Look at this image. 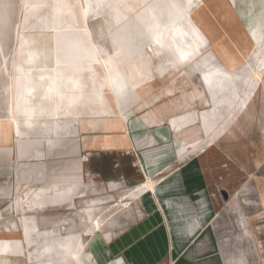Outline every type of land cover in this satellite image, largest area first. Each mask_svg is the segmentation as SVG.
Listing matches in <instances>:
<instances>
[{"label": "crops", "instance_id": "obj_1", "mask_svg": "<svg viewBox=\"0 0 264 264\" xmlns=\"http://www.w3.org/2000/svg\"><path fill=\"white\" fill-rule=\"evenodd\" d=\"M186 2L192 4V11L180 23L187 32L184 36L174 31L172 37L163 27L183 15L180 8ZM24 5V31L18 32L15 56L10 62L9 112L0 115V142H11L16 136L17 140L50 138L40 163L28 160L26 151L25 160L18 159L16 164L25 175L24 183L15 182L16 188L25 186L26 193L15 196L13 212L22 214L25 210L22 222L27 234L37 229L36 221L28 215L36 207L44 210L71 206L77 200L92 201L99 185H135L137 190L123 193V201L127 200V207L134 202L128 200L131 196L136 200L144 192L146 208L140 209L143 217L125 224L129 211H123L121 234L111 240L104 236L105 244L111 242L113 253H121L118 264L249 263L246 253L237 256L229 252L230 241L218 236L215 221L222 214V201L203 166L201 176L187 169L184 179L170 174L156 181L166 161L158 144H151L149 137L155 133H140L133 138L124 132L109 134L101 139V145L98 137L70 143L53 139L73 134L81 120L95 126L100 120L119 118L124 126L125 111L120 100L126 102L132 96L138 97L139 106L146 107V122L170 120L186 145L198 139L201 127L211 128V135L215 133L211 145L245 130L241 118L259 117L252 106L261 91L264 99V78L258 80L255 91L257 82L251 78L253 87L245 96L239 89L241 80L232 73L264 43V0H30ZM113 6L120 15L116 14L110 30L123 38L125 45L115 55H104L86 16L95 10L109 21L106 12ZM241 36L248 44L238 41ZM176 41L186 48L192 41L197 49L184 58L179 55ZM161 48L170 53L165 61L157 60ZM195 67L200 68L199 76L211 91L213 104L189 75ZM154 69L166 82L164 87L148 90L146 85L157 80ZM260 70L263 72L264 67ZM191 83L192 91H184V85ZM201 106L207 109L203 121L191 123ZM132 139H138L140 146ZM255 161L261 163L263 157ZM79 215L89 222L79 225L78 231H89V237L99 239L103 237L101 231L117 229L109 220L98 226L96 209L80 210ZM252 222L264 264L263 238L258 229L259 224L264 226V211ZM12 240L0 238V248ZM89 244L83 235L75 233L54 243V248L64 261L82 264L83 254L93 257L88 253ZM5 259L9 254L0 252V261Z\"/></svg>", "mask_w": 264, "mask_h": 264}, {"label": "rangeland", "instance_id": "obj_2", "mask_svg": "<svg viewBox=\"0 0 264 264\" xmlns=\"http://www.w3.org/2000/svg\"><path fill=\"white\" fill-rule=\"evenodd\" d=\"M23 2L28 5L30 0H0V115L9 112V92L12 86L10 62L15 56L18 32L19 30L24 31L26 6ZM116 14L120 15L113 6L106 12L109 21H105L102 15L96 14L95 10H91L87 15L93 36L104 55H115L125 45L123 38L117 37L110 30V27L112 28L114 25L112 22ZM243 37H239L238 41L242 45L248 44V40ZM258 50L259 57L264 60V43L258 47ZM160 53L161 56L157 57L158 61L170 58L168 50L161 48ZM209 61L211 62V60ZM241 62L242 67L232 74L236 75L237 80H241L239 84V89L242 90L241 94L248 96L253 87L251 78L257 82L254 91L259 84L256 74H253L254 69H257L263 78L264 71L261 72L258 67V64H262V62H258L253 54ZM154 72H156L157 80L146 85L148 90L159 89L165 85L166 81L162 79L163 75L158 70L154 69ZM200 72V68H191L189 75H192L193 83L213 104L211 91L199 76ZM193 83L188 86L184 85V91L191 92ZM183 89L179 87L180 91ZM198 94L200 95L201 92L198 91ZM166 95H169V92ZM262 97L263 92L261 91L252 106L253 112L258 113L257 119L241 118L245 130L220 139L212 145L210 139L215 136V133L211 135L213 131L209 127L198 129V139L186 145L173 128L170 120L156 123L146 122L143 116L146 107L139 106L138 97L133 96L126 102L120 100L125 111L124 126L117 120L119 118H113V121L110 119L100 120L95 126L88 120H81L77 128H73V134L59 138L55 136L53 140L70 143L74 139L84 141L88 137L95 139L98 137L101 145L103 143L101 139L109 134L121 135L124 132L133 138L140 133L148 135L151 132L155 133L156 137H149L152 139L151 144H158L157 149H161L160 152L165 156L166 161L161 167V171L156 174V181L170 174L184 179L187 169L195 176H201L203 175L201 166H203L204 172L211 179L217 197L222 201L220 202L222 214L217 216L215 221V229L219 238L230 241V244L228 243L230 245L229 252L235 253L237 256L246 253L249 257L247 264H262L257 249V237L253 236L255 228L252 222L253 217H259L264 211V99ZM202 107L204 106L196 110L194 113L196 116L190 121L191 123L203 121V112L207 109ZM49 139L47 136L41 138L34 136L31 139L17 140L16 136L11 142H0V238L13 239L5 245L4 249L0 248L1 253L9 254V259L0 261V264H73L72 261H64L61 253H55L57 248H54V243L60 240L64 241L75 233L83 235L86 242H90L87 249L88 253L93 255V257H87L83 254L82 264H118L121 253H113L111 242L108 245L105 244L104 236L111 240L112 237L115 238L121 234L123 211H129L125 217V224L135 223L137 219L143 217L140 209L146 208V204L142 200L144 192L136 200L131 196L128 200L134 202L127 207H125L127 200L123 201L124 194L129 195L137 190L135 185L127 187L125 184H115L113 188L99 185L95 199L92 201L77 200L71 206L46 207L44 210L36 207L34 211L30 210L31 212L27 213L29 217L34 218L37 224V229L30 231L29 234L25 231L22 222L25 210L22 214L13 212L15 196H22L26 193L25 186L18 185L19 188H16L15 185L16 181L25 182L22 169L16 168L17 160H25L24 153L27 151L29 153L28 160L40 163V157L44 154L43 149L50 143ZM132 140L136 143L135 145L140 146L138 139ZM169 145H172L171 150ZM18 152L23 154L21 158L17 157ZM144 155L149 159L147 153ZM139 156L141 159L143 158L140 153ZM260 157H263V161L257 163L255 160ZM90 204H92L91 207H89ZM90 209L97 210L96 218L101 222L98 223V226L109 220L108 223H113L114 228L117 229L108 233L101 231L103 237L99 239L93 238L92 235L89 237V231H78L79 225L84 226L89 222L84 216L79 215V211H89ZM258 229L264 244V226L259 224ZM49 243L52 244L49 245ZM47 245L52 249H48ZM62 255L64 256L63 250ZM112 256L113 259H111ZM21 261L23 263H19Z\"/></svg>", "mask_w": 264, "mask_h": 264}, {"label": "bare ground", "instance_id": "obj_3", "mask_svg": "<svg viewBox=\"0 0 264 264\" xmlns=\"http://www.w3.org/2000/svg\"><path fill=\"white\" fill-rule=\"evenodd\" d=\"M82 2H84V1H82ZM24 3V2H23ZM84 6V5H83ZM151 6V5H150ZM143 8V7H142ZM142 8H140V9H142ZM90 9V8H89ZM91 10V9H90ZM153 11V10H152ZM182 11H184V13H183V15H180L179 16V18H178V20L176 21V22H172L171 23V25H167L165 28L163 27V30H166L167 32H169V34H171L172 35V37H173V32L174 31H180L179 33L180 34H182V33H184V34H182V35H184L185 36V33L187 32L186 30H185V28L181 25V23H180V20H182L183 18H184V16L189 12V11H192V4L190 3V2H186V4L183 6V8H180V12H182ZM144 12V11H143ZM151 12V11H150ZM149 12V13H150ZM140 13H142V12H140ZM139 13V14H140ZM148 13V14H149ZM134 14V13H133ZM144 14V13H143ZM140 16H143V15H141L140 14ZM154 16V15H153ZM158 16V15H157ZM87 17V16H86ZM151 18V17H150ZM145 19V18H144ZM162 23V22H161ZM157 24H158V22H157ZM163 24V23H162ZM158 26H159V24H158ZM161 26V25H160ZM163 26V25H162ZM154 30H155V27H154ZM162 30V31H163ZM153 31V30H152ZM161 32V31H160ZM177 32V33H178ZM202 33V32H201ZM176 35V34H175ZM192 35V34H191ZM194 37V36H193ZM175 38V37H174ZM182 39V38H181ZM185 39V38H184ZM95 40V39H94ZM186 40V39H185ZM172 41V40H171ZM179 41V40H178ZM178 41H176V47L178 48V50L180 51V53L181 54H179L178 52V54L179 55H182L184 58L189 54V51H191V50H196L197 49V46L191 41V42H188V48H186L185 47V45L183 44V43H180V42H178ZM186 41H188V40H186ZM96 42V41H95ZM175 47V46H174ZM210 47V46H209ZM238 47V46H237ZM98 50H99V48H98ZM242 53V52H241ZM259 50H258V48L257 49H255V51L253 52V56H255L256 57V59H257V61L258 62H262V64H258V67H264V60H261V58L259 57ZM190 56V55H189ZM183 58V59H184ZM190 58V57H189ZM192 59V58H191ZM186 60V59H185ZM190 61V60H189ZM105 67V66H104ZM259 69V68H258ZM104 72V71H103ZM233 72V71H232ZM254 73V75L256 74V76H257V79L258 80H260V78H261V76L259 75V72H258V70L257 69H254V71H253ZM106 73V72H105ZM232 75V74H231ZM25 76V75H24ZM15 78V77H14ZM75 80V79H74ZM107 80V79H106ZM234 80V79H233ZM109 84V83H108ZM24 85V84H23ZM73 85V84H72ZM14 86H15V84H14ZM61 90V89H60ZM24 92V91H23ZM26 92V91H25ZM17 94V93H16ZM24 95V94H23ZM17 97V96H16ZM14 98V97H13ZM21 100V99H20ZM16 102V101H15ZM22 102V101H21ZM71 102V101H70ZM17 103V102H16ZM19 105H20V103H19ZM23 107V106H22ZM18 108V107H17ZM33 108V107H32ZM30 109V108H29ZM12 119V118H11ZM65 120V119H64ZM70 120V119H69ZM27 121V120H26ZM30 121V120H29ZM43 122V121H42ZM45 122V121H44ZM53 122V121H52ZM26 123V122H25ZM26 124H28V123H26ZM33 124V123H32ZM55 124V123H54ZM63 124V123H62ZM61 124V125H62ZM31 125V124H30ZM36 125H41V124H36ZM65 125V124H64ZM58 126V125H57ZM63 127H65V126H63ZM34 128V127H33ZM54 128H55V125H54Z\"/></svg>", "mask_w": 264, "mask_h": 264}]
</instances>
